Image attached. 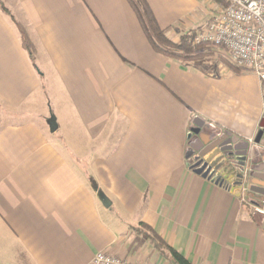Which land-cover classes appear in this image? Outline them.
Wrapping results in <instances>:
<instances>
[{
    "label": "crops",
    "instance_id": "obj_1",
    "mask_svg": "<svg viewBox=\"0 0 264 264\" xmlns=\"http://www.w3.org/2000/svg\"><path fill=\"white\" fill-rule=\"evenodd\" d=\"M144 1L175 43L222 10ZM0 3V264H90L98 253L169 264L140 225L190 264H264V214L186 159L192 119L204 138H239L224 139L232 154L259 134L264 148L252 73L156 52L129 0Z\"/></svg>",
    "mask_w": 264,
    "mask_h": 264
},
{
    "label": "built area",
    "instance_id": "obj_2",
    "mask_svg": "<svg viewBox=\"0 0 264 264\" xmlns=\"http://www.w3.org/2000/svg\"><path fill=\"white\" fill-rule=\"evenodd\" d=\"M225 7L218 11L211 22L201 29L193 39V45L221 49L226 61L241 72L252 73L261 85L264 96V0H223ZM204 124H207L203 122ZM207 125L214 127L213 124ZM201 127L192 119L190 134ZM226 139L240 141L227 136ZM241 151L225 158L224 176L218 174L221 186L227 192L237 194L241 203L253 205L254 210L264 206V195L250 190L251 173L257 168L255 159L261 161L259 152L264 148L254 138L243 140ZM264 146V144H263ZM245 153L242 155V153ZM193 155L186 159L194 165ZM220 184V183H219ZM90 264H137L127 259L98 253Z\"/></svg>",
    "mask_w": 264,
    "mask_h": 264
},
{
    "label": "trees",
    "instance_id": "obj_3",
    "mask_svg": "<svg viewBox=\"0 0 264 264\" xmlns=\"http://www.w3.org/2000/svg\"><path fill=\"white\" fill-rule=\"evenodd\" d=\"M135 12L137 13L140 23L145 31L146 37L156 52H159L172 59L182 63L192 64L200 67L201 62L205 63L209 54L205 45H193V39L197 31H189L179 37L178 42H173L166 37V32L161 30L148 5L144 0H129ZM0 9L8 14L6 9L0 3ZM262 128L264 120H262ZM134 231L148 240L159 256L169 264H190L180 253L169 247L152 229L140 225L134 228Z\"/></svg>",
    "mask_w": 264,
    "mask_h": 264
},
{
    "label": "water",
    "instance_id": "obj_4",
    "mask_svg": "<svg viewBox=\"0 0 264 264\" xmlns=\"http://www.w3.org/2000/svg\"><path fill=\"white\" fill-rule=\"evenodd\" d=\"M48 126L51 133H54L57 129L56 119L54 116H50L48 120ZM197 140L194 143L190 144V155L194 156L193 161L194 165L205 166L212 175L217 177L218 174L224 176V168H225V158L232 155V147L224 146L223 142L226 138L216 139L201 135V130L196 129L193 131ZM261 134H259L256 142H259ZM225 139V140H224ZM244 149V148H243ZM245 153L243 152L242 155ZM214 162V163H212ZM251 186L250 190L259 195H264V166L257 168L254 172L251 173ZM225 177V176H224ZM93 189L97 190V198L101 202V204L106 208L110 205V202L106 198V196L97 189L96 185H93Z\"/></svg>",
    "mask_w": 264,
    "mask_h": 264
},
{
    "label": "rangeland",
    "instance_id": "obj_5",
    "mask_svg": "<svg viewBox=\"0 0 264 264\" xmlns=\"http://www.w3.org/2000/svg\"><path fill=\"white\" fill-rule=\"evenodd\" d=\"M214 1L217 2V5H218L219 9H223L225 7V3H224L223 0H214ZM217 10L216 11H212V12H214V14H215V12H217ZM207 53L209 54L207 60H205V63L201 62V64H200V67H202L205 71H207V72L213 71L214 72L216 70V72L218 73L219 70H220V69H218V66H222V68H224L225 66L229 65L230 67L234 68L231 64H229L226 61L225 57L222 54H220L219 52H217L215 50H213V51L210 50ZM256 139L257 138H255V140ZM214 180H217L218 183H220V186H221V182H220L219 178L215 177ZM221 188L224 190V188L222 186H221ZM228 193H230V192H228ZM230 194H232V193H230ZM232 195L237 197V194H232ZM254 209L255 208H253V211H254L255 214H264V206L263 205L260 206V209H257V211H255Z\"/></svg>",
    "mask_w": 264,
    "mask_h": 264
}]
</instances>
